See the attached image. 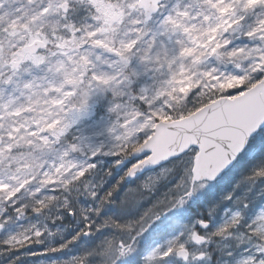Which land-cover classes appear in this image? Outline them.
<instances>
[{
    "label": "snow or ice",
    "instance_id": "obj_1",
    "mask_svg": "<svg viewBox=\"0 0 264 264\" xmlns=\"http://www.w3.org/2000/svg\"><path fill=\"white\" fill-rule=\"evenodd\" d=\"M26 3L0 17V264H264V0Z\"/></svg>",
    "mask_w": 264,
    "mask_h": 264
},
{
    "label": "rangeland",
    "instance_id": "obj_2",
    "mask_svg": "<svg viewBox=\"0 0 264 264\" xmlns=\"http://www.w3.org/2000/svg\"><path fill=\"white\" fill-rule=\"evenodd\" d=\"M28 7L26 0H0V17L6 18L7 20H12L15 17H19L22 15L24 9ZM27 67V66H26ZM4 87V99H7L8 96L11 94L13 97L17 96L18 93L13 92V86L7 85ZM22 102V98L21 101ZM85 135L90 136L92 143H99L102 140L106 141V137L104 136H98L95 135V133L99 132L101 128L103 127V123L99 121V119L96 122H89V121H82L79 126ZM84 157L82 155L74 156L73 159L80 160ZM245 174V170L241 169L239 175L243 176ZM172 173L167 174V178H171ZM190 177V171H185L183 173V176L178 179L177 184L173 185L171 188V192H178L180 189L178 188L179 185L187 183V186L190 188L189 179ZM171 192H169L168 196L165 197L163 194L157 198L156 201H154L153 205H149L148 209H141V214L147 213L148 216L155 218V213L157 210H159L160 214H163V212L167 209V207L173 202V200L176 198L171 195ZM254 195L258 196L259 193H255ZM83 205H81L82 207ZM140 217H138L135 221L132 222L133 227H136V232H139V222ZM113 228V234L108 237V239L113 240V242L119 246L120 245V235H121V229L117 228L116 224L113 223L111 225ZM60 230H57L56 227H53V232L56 233V236L58 235ZM123 234L125 235V239L127 240V243L131 245L133 248L138 247L137 243H134L133 240L127 239V234L129 232V229L127 226L123 227L122 229ZM132 235H136V233H132ZM138 239V237H137ZM99 243V242H98ZM120 259H126V257H119ZM101 264H103V261H101ZM143 264V262H142Z\"/></svg>",
    "mask_w": 264,
    "mask_h": 264
},
{
    "label": "trees",
    "instance_id": "obj_3",
    "mask_svg": "<svg viewBox=\"0 0 264 264\" xmlns=\"http://www.w3.org/2000/svg\"><path fill=\"white\" fill-rule=\"evenodd\" d=\"M98 164H99V168L97 169L98 172L100 171V169H104L106 167V165H105V163L103 161V158H101V160L98 161ZM104 178L107 179V177H104ZM116 178L118 179V176ZM96 179H98V177ZM113 182H115V181L113 180ZM73 195H75V194H73ZM69 226H74V225H69ZM64 228H65V225H63V224L59 225V230L60 231H59L57 237H60V236L63 235ZM93 232H94V230H93Z\"/></svg>",
    "mask_w": 264,
    "mask_h": 264
},
{
    "label": "water",
    "instance_id": "obj_4",
    "mask_svg": "<svg viewBox=\"0 0 264 264\" xmlns=\"http://www.w3.org/2000/svg\"><path fill=\"white\" fill-rule=\"evenodd\" d=\"M192 178H193V176H192V173H191V181H192Z\"/></svg>",
    "mask_w": 264,
    "mask_h": 264
}]
</instances>
